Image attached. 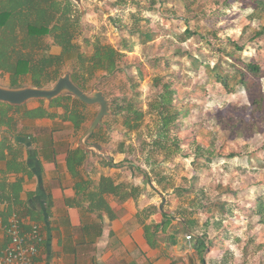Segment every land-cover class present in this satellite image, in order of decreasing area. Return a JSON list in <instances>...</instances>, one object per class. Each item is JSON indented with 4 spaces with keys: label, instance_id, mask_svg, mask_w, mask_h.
Returning a JSON list of instances; mask_svg holds the SVG:
<instances>
[{
    "label": "rangeland",
    "instance_id": "rangeland-1",
    "mask_svg": "<svg viewBox=\"0 0 264 264\" xmlns=\"http://www.w3.org/2000/svg\"><path fill=\"white\" fill-rule=\"evenodd\" d=\"M72 9L84 54L97 40L122 52L116 74L98 70L90 81L111 101L96 145L145 175L152 222L165 212L164 232L185 241L189 226L211 264H264V0H82ZM52 43L41 40L39 56L61 53ZM249 62L262 70L245 84ZM0 84L11 86L8 72L0 70ZM167 85V112L177 118L165 129L152 104ZM125 99L144 113L138 127L118 112ZM82 109L90 126L99 105Z\"/></svg>",
    "mask_w": 264,
    "mask_h": 264
},
{
    "label": "crops",
    "instance_id": "crops-1",
    "mask_svg": "<svg viewBox=\"0 0 264 264\" xmlns=\"http://www.w3.org/2000/svg\"><path fill=\"white\" fill-rule=\"evenodd\" d=\"M40 106L10 109L12 122L0 117L2 249L9 244L5 227L17 213L25 230L37 223L44 234L37 264H211L198 239L168 235L164 225L152 236L151 225L167 216L152 222L148 215L153 201L145 175L136 178L138 168L127 159L81 145L86 115L77 125L50 101L45 107L55 116L23 115ZM102 135L87 142L96 145Z\"/></svg>",
    "mask_w": 264,
    "mask_h": 264
},
{
    "label": "trees",
    "instance_id": "trees-1",
    "mask_svg": "<svg viewBox=\"0 0 264 264\" xmlns=\"http://www.w3.org/2000/svg\"><path fill=\"white\" fill-rule=\"evenodd\" d=\"M72 6L71 0H0V70L11 75L13 87L22 86L23 78L27 75L31 77L32 85L49 86L58 80L63 74V68L69 62L72 63L70 73L73 80L85 90L93 88L90 87V81L98 70L105 71L109 75L119 71L122 52L112 45L103 44L97 40L92 43L93 50L89 55L81 50V45L75 41L82 35L79 31L80 17H73ZM262 33L264 28L259 34ZM48 36L52 37V44L59 45L62 51L59 54L48 53L39 56L40 52H44L41 40ZM261 70L262 66L255 62L246 63L242 77L243 83H247L248 75L260 77ZM167 90V95H163L162 99L152 104L155 110L163 114L165 129L177 118L176 113L167 112L168 105L172 104L174 93L169 85ZM40 102V107L26 109L23 115L25 117L55 116L45 107V100ZM82 106L88 107L72 95H62L50 101V107H63L66 110V118L77 125L84 120ZM21 107L0 103V117L4 120L9 119L11 122L15 121L9 115V111ZM118 109V112L125 116L124 124L128 129L138 127L144 117L143 111L135 107L131 99H125L119 104ZM100 129L102 127L97 128L91 137L100 134ZM260 207L259 213L264 218V207L262 204ZM160 213L163 219L166 218L165 212L160 211ZM164 223L162 221L151 225L149 230L152 236L157 235ZM187 228L191 229L189 226ZM197 243L203 250L206 249L204 240L198 239Z\"/></svg>",
    "mask_w": 264,
    "mask_h": 264
},
{
    "label": "water",
    "instance_id": "water-1",
    "mask_svg": "<svg viewBox=\"0 0 264 264\" xmlns=\"http://www.w3.org/2000/svg\"><path fill=\"white\" fill-rule=\"evenodd\" d=\"M74 3L82 5V0H72ZM98 2L102 0H97ZM62 95H72L86 105H99V111L87 131L81 138V145L89 150L104 156L100 148L95 144H90L87 139L95 132L99 126H105L104 118L111 114V101L102 90L83 89L74 80L70 72L61 75L52 86H5L0 84V102L10 105L21 106L31 100L51 101Z\"/></svg>",
    "mask_w": 264,
    "mask_h": 264
},
{
    "label": "built area",
    "instance_id": "built-area-1",
    "mask_svg": "<svg viewBox=\"0 0 264 264\" xmlns=\"http://www.w3.org/2000/svg\"><path fill=\"white\" fill-rule=\"evenodd\" d=\"M23 223L21 217L14 213L6 225L9 244L4 249L0 247V264H37L44 234L39 224L32 223L25 230ZM193 237L191 232L186 235L189 240Z\"/></svg>",
    "mask_w": 264,
    "mask_h": 264
},
{
    "label": "flooded vegetation",
    "instance_id": "flooded-vegetation-1",
    "mask_svg": "<svg viewBox=\"0 0 264 264\" xmlns=\"http://www.w3.org/2000/svg\"><path fill=\"white\" fill-rule=\"evenodd\" d=\"M12 86V85H11ZM40 101V100H39ZM0 103H3V102H0ZM5 104H8V103H5ZM27 104H29V102H27L26 104H24V105H21V106H27ZM8 105H10V104H8ZM12 106H15V105H12ZM21 106H15V107H21ZM89 106V105H88Z\"/></svg>",
    "mask_w": 264,
    "mask_h": 264
}]
</instances>
